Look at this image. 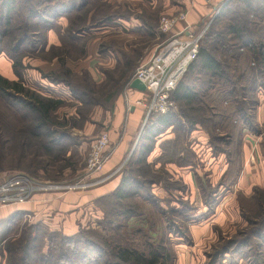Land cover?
I'll use <instances>...</instances> for the list:
<instances>
[{
  "label": "rangeland",
  "instance_id": "rangeland-1",
  "mask_svg": "<svg viewBox=\"0 0 264 264\" xmlns=\"http://www.w3.org/2000/svg\"><path fill=\"white\" fill-rule=\"evenodd\" d=\"M80 1L82 0L73 2ZM223 1L215 0V3L204 5L193 0H88V4L83 6L84 10L67 20L66 26L64 21L62 25L51 26L49 31L56 34L58 43L49 45L46 36L49 32V21L37 22L28 27L25 23L28 10L32 9L37 14L41 10L57 12L56 7L62 2L17 0L8 35L4 39L0 38V50L10 51V57L7 58L11 64L17 63L23 67L20 72L25 87L44 97L64 99L63 105L56 110L53 117L54 122L66 126L64 129L54 128L64 132L61 147H56L55 151L63 149L64 152L47 155L38 148L40 145L36 146V140H30V146L22 154L16 145L15 153H4V160L0 164V185L18 174L44 183L74 185L84 178L87 182L96 184L86 190L35 194L27 201L30 202L40 195L53 196L56 200L70 194L82 195L104 183L105 179L96 177L100 172L86 176L85 158L88 149L93 139L101 133H108V114L114 111L117 101L124 98L128 86L126 84L133 79L138 69L136 62L142 50L155 45L150 37H132L125 30L132 26L131 22L134 24L139 19L150 28L156 27L158 31L162 17H175L183 13L185 23L194 28V31L207 27L200 48H207L231 77L232 81L225 86L219 85L221 81L217 80L215 88L207 95L215 103L206 105L213 107V111L223 119L219 132L229 131L236 139L230 142L211 140L207 131L197 128L206 139L201 140V145L198 143V146L195 145L196 140H191V134L190 137H185L176 131L177 134L174 135L170 129L171 139L157 145L156 138L155 141L152 140L154 145L148 140L143 143L144 136L138 139L142 118L126 156L115 168V175L120 180L127 177L130 185L141 188L140 198L122 203L130 206L136 217L126 219L113 216L121 211L113 207L115 201L104 203L108 220L112 221L105 237H119L126 244L145 252L149 245L157 246L162 243L167 249L164 264H179L183 259L190 264L188 260L192 261V257L195 264H260L264 261V118L261 117L259 122L256 113L250 111L249 125L247 129H243L245 123L240 119L243 116L240 107L242 102L235 98L243 91L250 102L255 101V92L251 91L254 83L252 74H241V67L249 69L254 66L252 63L255 59L249 58L248 62L234 58L241 52L243 40L231 32L233 27H238L243 30L239 34L243 39L250 34L249 37L254 42L264 43V4L254 1L250 6H245L233 0L230 6L220 11ZM214 5L215 8L208 12ZM190 8L208 14L191 21ZM2 10L0 0L1 33L4 29L1 24L4 15ZM149 11H153L154 18L159 21L158 25L146 19ZM60 19H57V23ZM106 19H110V22L102 24ZM97 24L99 28L106 26L109 30L96 31L94 27ZM68 27L74 32L68 34ZM87 29L89 30L86 31ZM32 31L38 33L36 39L33 41L30 38L23 48L18 49L17 39L22 33L30 34ZM168 37L169 35L161 33L159 45ZM130 40V46L136 45L135 49L139 51L132 56L125 52L128 45L126 41ZM32 41H37L34 48L31 47ZM15 48L19 51L14 52ZM116 51L121 53V64L115 60L116 55L118 56ZM194 67L192 71L189 69L179 85L202 91L205 89L202 82L206 78L198 74L199 63H194ZM66 72L71 74L67 76ZM13 75V81H17L14 71ZM52 78L58 79V82L52 83ZM99 79L103 81L99 82ZM259 90L264 98V89ZM225 91H230L232 95L228 97ZM172 101L174 105L170 113L176 115L185 102H176L173 98ZM125 104L128 105L126 99ZM184 110L187 111V108ZM23 114H27V111L22 108L17 110L7 99H0V124L6 130L13 126L19 129L24 124H29L33 115L28 114L21 120ZM189 114L192 115L193 112ZM198 115L202 117L200 112ZM172 121L175 122L174 119ZM242 129V140L246 132L259 140L257 146L249 151L250 163H246L248 158H243V141H238L235 134ZM95 131L98 132L97 135ZM219 132H215L217 137L224 139ZM12 140L16 144L18 138ZM142 145L151 147V152L156 150L158 158H139ZM110 151L109 141V147L104 154L106 161ZM138 159L140 162H137ZM244 171L247 172L245 179L240 181ZM186 172L193 173L191 181L183 180L182 173ZM78 209L84 221L78 223L76 233L79 230H98L99 222L104 217L101 206L96 208L93 201L80 205ZM7 221L10 222L9 225L0 226V264H41L42 255L48 252V237L55 233L64 235L61 229L50 230L52 228L42 226V221L38 222L33 214L27 212L16 211L0 220L2 223ZM25 244L35 249L30 248L29 258L26 260ZM7 247L12 250L10 256L6 251Z\"/></svg>",
  "mask_w": 264,
  "mask_h": 264
},
{
  "label": "trees",
  "instance_id": "trees-1",
  "mask_svg": "<svg viewBox=\"0 0 264 264\" xmlns=\"http://www.w3.org/2000/svg\"><path fill=\"white\" fill-rule=\"evenodd\" d=\"M52 0H47L49 3ZM62 2L61 0H59ZM74 0H65L62 3H59V7L57 12H41L38 11V14L32 9L28 10V15L26 18V25L33 26V24H37V22L41 23H49L47 24V31L52 29V25L54 27L58 25L57 19L65 17L67 20L78 15L76 11L72 12L74 8L83 7L88 4V0H82L80 2H73ZM258 1L261 4H264V0H237L239 4H245V6H250V3ZM234 1L231 0L227 4L225 8L230 6ZM2 3V11L4 12L2 15L1 24L4 29L2 33L0 32V38L4 39L8 35V30L11 25V15L13 13V8L15 4L17 5V0H1ZM225 8L223 10H225ZM46 18V20H45ZM56 21V22H55ZM54 22V24H52ZM110 22V19H106L102 21V24H107ZM100 26L97 24L94 28L98 29ZM87 29L86 31H88ZM68 34L74 32V30L70 27L66 29ZM242 34V29H238V27H233L231 32L236 34L237 38H241L243 40L241 46V52L238 53L234 58L238 61L244 60L249 62V58L255 59L252 63L254 66H250V70L248 68L241 67V74L249 73L252 74L254 83L251 86V91L253 93V99L255 101L250 102L248 97L243 93V91L239 95L236 96L235 100L242 102L241 113L243 116L242 119L244 124L243 129H247L246 127L249 125L248 120L251 118L250 111L254 113L255 108L258 106V99L256 93L259 89H264V43L262 41L254 42L253 39L246 35L245 39L240 34ZM31 36V37H29ZM38 36L36 31H32L30 34L22 33V36L17 39L16 47L18 49L23 48L25 43H28L30 38L34 41ZM32 41V48H34L35 43ZM31 44V42H30ZM17 48L14 49V52H17ZM9 51V50H8ZM19 51V50H18ZM10 51L4 52L0 50V55H6V57H10ZM16 54V53H15ZM194 63H199L198 74L203 75L206 79L202 82L203 88L202 91L188 89L187 87H182L179 82L176 90L172 94V98L176 102L184 101V106L178 109V114H167L165 116H160L157 118H152L149 120L145 134L143 143L148 140L150 143L155 141L157 137L163 134L167 129H171L172 133L175 135L177 133H182L185 137H190V134L193 130L199 126L202 130L207 131L211 140L217 139L218 141L230 142L233 141L234 135H232L229 131L219 132L221 122L223 119L213 111V107L206 105L207 103H215L213 99L207 97L210 94V90H213L215 83L221 81L219 85L222 86L230 83L231 77L228 75L225 69L222 68L221 64L212 56L210 51L207 48H199V54L197 60ZM194 63L189 67L192 71L194 67ZM12 68L17 76V81H8L0 76V99H7L12 103V107L15 109H23L27 111V114H23L21 116V120H24L28 114L33 115L30 119L29 124H24L19 129L16 126H13L10 129H5L0 124V164L4 160V153L9 151L10 153H15L16 145L24 154V150L28 149L30 146V140H36V146L41 149L45 154L51 155L52 153H57L58 155L63 151L60 149L55 151L56 147H61L62 134L64 132H60L55 130L54 128L64 129L66 126L62 123H56L53 120L54 113L58 108L63 105V101L60 99H55L51 97H44L24 85V81L22 79L21 70L23 67L20 64L12 63ZM246 70V71H245ZM189 71V70H188ZM251 71V73H250ZM71 73L66 72V75L69 76ZM58 79L52 78L50 81L52 83H57ZM133 81L130 80L126 85H130ZM244 89H246L244 87ZM243 89V90H244ZM247 89L249 87L247 86ZM225 93L230 97V91H225ZM71 94L75 95L72 91ZM224 94V93H223ZM175 95V97H174ZM205 98V99H204ZM238 101V102H239ZM206 102V103H205ZM245 105V106H244ZM188 106V107H187ZM187 108V111L184 109ZM189 112H193L192 115ZM202 114V117H198V113ZM15 118V117H14ZM174 119L175 122L172 121ZM221 123V124H220ZM241 132L238 130L235 134L237 136V140L241 141ZM218 131L221 137H217L218 135L215 132ZM9 132V133H8ZM176 133V134H177ZM18 138L16 144L12 140L14 138ZM156 138V139H155ZM153 140V141H152ZM142 143V144H143ZM152 145H154L152 143ZM152 148L142 145L141 152L139 153V158L141 156L145 157L149 153H151ZM137 162H140L138 159ZM142 162V161H141ZM137 188V190H136ZM139 188V189H138ZM141 188L139 186L133 187L130 185V179L127 177H122L118 188L97 200H95L96 208L99 209L101 206V211L104 214V217L99 222L98 230L94 231H81L74 234L73 236L67 237L64 235L51 234L48 237V252L41 257V264H164L165 253L167 251L166 247L163 246L162 243H159L157 246L149 245L147 252L139 251L132 245L126 244L124 240L119 237H105V232L108 231V226L112 223V221L108 220V216L104 210V203L109 200H114L113 207L117 210H121L120 213L116 212L113 216L116 217L122 216L123 218L129 219L136 217V214L132 212L130 206H124L122 203L126 200H133L135 198H140L139 190ZM99 210V211H100ZM9 225L10 222H0V226ZM112 231V229H109ZM104 233V234H103ZM24 247L27 254L24 255V259L29 258L30 246L29 244H25ZM244 246V245H243ZM32 250L33 247L31 248ZM9 256L12 254L11 248H6ZM260 264H264L262 261Z\"/></svg>",
  "mask_w": 264,
  "mask_h": 264
},
{
  "label": "crops",
  "instance_id": "crops-1",
  "mask_svg": "<svg viewBox=\"0 0 264 264\" xmlns=\"http://www.w3.org/2000/svg\"><path fill=\"white\" fill-rule=\"evenodd\" d=\"M214 8H215V5L209 8L208 10L207 9L206 10L209 12L210 9L213 10ZM82 9L83 7L80 6L79 8H74L72 12L76 11L77 13L80 14L84 10ZM190 12H191V16H190L191 21H195L196 19L203 17V15L205 16L206 14H208V12H205L203 14L201 13V11H197L196 9H192V8H190ZM153 15H154L153 11H149L148 15L146 14V19L158 25L159 21L155 19ZM63 21H64V26H66L65 24H66L67 19L65 17L61 18L58 21V25H60ZM133 23L134 24H132L131 22L132 26L128 27L129 29L125 30L127 33H129V35H131L132 37H138V38L148 36L151 39H153L151 41L155 43V45L147 46L146 48L142 50L139 60H137L136 62L138 64V67H140L149 61V59L151 58L153 53H155L158 46H160L159 41L161 39V32L159 31V29L157 31L156 27L150 28L148 25H145L142 22V20H139V19L135 20ZM187 26L189 25L185 22L178 23L175 29L173 30L172 34H178L180 32H183V30ZM105 29L109 30V28L108 27L106 28L105 26V27L96 29V31L105 30ZM46 36H47L49 45H56L58 43L56 34L53 33V31H49ZM126 42L128 44L127 47L129 48L125 47V52H128L129 56H132L134 55V53L139 52L137 51V49H135L136 45L130 46L131 40L126 41ZM115 54H118V56L120 55L119 58L116 55L115 60L118 64L119 63L121 64V62H123L121 53L116 51ZM0 75L1 77H3L4 79L8 81L15 80V76L13 75V71H12V64L10 60L4 55H0ZM99 80H100L99 82L103 81V79H99ZM41 82H43V80H41ZM49 85H52V84H49ZM256 96L258 99V106L255 108L254 113H256V118L258 119V121L261 122V117L262 119L264 118V98L260 90L257 91ZM144 98H145V95L142 92L136 91L134 89H131L129 86H127L124 92V98L122 97V99H119L115 105L114 111H111L108 114V116L110 117L109 118L110 129L108 130V135H109V140H110L111 151L109 153V157L106 163L103 166L102 171L96 175V177L98 176L102 179H105L104 183H102L97 188L89 191L88 193H82V195L81 194H70V195H66L61 200H56L53 196H49V195H42V196L40 195V196H36L32 201L27 202L22 205H15L11 207L0 208V220H2L3 218H6L9 214L15 213L16 211L18 212L22 211V212L33 214L34 217L37 218L38 222L42 221V226L44 225L45 227L48 226L52 228L50 230H57V229L60 230L61 229V231L63 232L65 236H71V235L76 234L77 232L76 228L78 226V223L80 222L81 224V222L84 221L83 216L81 217V215H79L80 209L78 208L80 207V205L90 204L91 202L114 192L118 188L121 180L118 175H115V168L119 165V163L126 156L130 148V145L132 143V140L138 131L140 123L142 122L144 109L141 106L135 105V103L138 100H142ZM58 99L64 100L63 98H58ZM125 99L128 102V105L125 104ZM102 124L104 125L103 122ZM197 128H200V127L197 126L196 129L192 131L191 140L192 139L194 141L196 140L195 145H198V143L201 145L200 141L206 140V139L202 131ZM97 133L95 135H97ZM91 135H94V134H91ZM171 138H172V135H171L170 129H167L163 134L157 137V142L155 145L165 140H169ZM242 141H243L242 142L243 158L245 159L248 158L246 163H250L251 158L249 155L250 153L249 151L252 147L257 146V143L259 142V140L253 137L251 134H249V132H246L243 135ZM245 151H246V154H245ZM147 156H149L148 157L149 159L158 158L156 150H154L153 152H151V154H148ZM246 173H247L246 171L241 173L242 176L240 178V181L245 179L244 175ZM182 175H183V180H186L185 182H188V180L191 181L192 179L191 176L193 175V173L186 172V173H182ZM188 262L190 264H195L194 257H192V261H190L189 259ZM179 264H188V263H186L185 259H183V261L179 262Z\"/></svg>",
  "mask_w": 264,
  "mask_h": 264
},
{
  "label": "built area",
  "instance_id": "built-area-1",
  "mask_svg": "<svg viewBox=\"0 0 264 264\" xmlns=\"http://www.w3.org/2000/svg\"><path fill=\"white\" fill-rule=\"evenodd\" d=\"M204 5L215 0H193ZM227 1H223V4ZM185 15L175 17L164 16L159 22V31L169 35L168 39L155 51L149 61L138 67L133 80H138L145 87V98L138 100L135 105L144 109V117L139 138H143L150 119L164 116L173 108L172 94L179 82L187 74L189 67L197 60L201 42L204 39L206 28L194 31L187 26L183 32L172 34L176 25L185 22ZM108 133H101L93 139L87 156L86 176L90 177L102 171L106 159L104 154L109 147ZM94 183L87 182L84 178L72 185L69 183H44L29 176L18 174L0 185V206L22 204L35 194L56 193L62 191L86 190L93 187Z\"/></svg>",
  "mask_w": 264,
  "mask_h": 264
},
{
  "label": "water",
  "instance_id": "water-1",
  "mask_svg": "<svg viewBox=\"0 0 264 264\" xmlns=\"http://www.w3.org/2000/svg\"><path fill=\"white\" fill-rule=\"evenodd\" d=\"M228 3H229V1L225 2L223 4V6L221 7L220 11H222L227 6ZM129 87L131 89H134V90L139 91V92H142V93L145 92V87L138 80H133L130 83Z\"/></svg>",
  "mask_w": 264,
  "mask_h": 264
}]
</instances>
